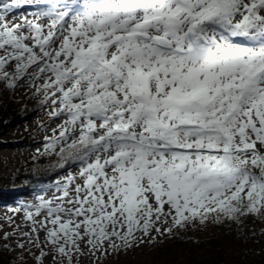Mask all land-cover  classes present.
<instances>
[{
  "label": "snow or ice",
  "instance_id": "snow-or-ice-1",
  "mask_svg": "<svg viewBox=\"0 0 264 264\" xmlns=\"http://www.w3.org/2000/svg\"><path fill=\"white\" fill-rule=\"evenodd\" d=\"M22 89L61 178L0 217L10 264L264 239V0H3L0 91Z\"/></svg>",
  "mask_w": 264,
  "mask_h": 264
},
{
  "label": "rangeland",
  "instance_id": "rangeland-1",
  "mask_svg": "<svg viewBox=\"0 0 264 264\" xmlns=\"http://www.w3.org/2000/svg\"><path fill=\"white\" fill-rule=\"evenodd\" d=\"M35 9L31 7H24L17 10L16 15H29ZM1 95L9 98H23L28 95L26 89H22L13 94L10 91H0ZM45 111L37 107L34 111L26 116H22L17 122L7 124L4 126L3 134L0 136V172L7 171L8 176H13L14 167L20 161L32 162L37 158L46 159L47 157L38 156V152L42 151L44 144V131H38V122H44L47 120ZM55 127V125H52ZM15 165V166H14ZM61 176L54 175L49 177L44 184L39 188L30 191L25 196H21V202L13 205H4L0 203V217H3L9 210L18 207L25 202H31L36 195L41 194L40 189L55 180L60 179ZM251 227V225H249ZM214 225H209L208 228L201 231L199 228L195 232H192L193 236L209 235L214 232ZM229 229V228H228ZM233 229V228H232ZM213 231V232H212ZM228 232H232L229 229ZM178 239V238H177ZM176 239L166 240L164 243L157 245L156 247H145L143 249H137L135 252H129L121 255L118 258L112 257L108 264H183L188 259V252L186 248H170ZM247 246H263L264 239H260L259 243H256L252 239L247 241L238 239L237 241L229 239L225 242L224 249L227 253L236 257L243 253L244 247ZM166 247V251L161 256H156L160 248ZM12 257L8 253L0 252V264H10ZM84 264H88L87 261Z\"/></svg>",
  "mask_w": 264,
  "mask_h": 264
},
{
  "label": "trees",
  "instance_id": "trees-1",
  "mask_svg": "<svg viewBox=\"0 0 264 264\" xmlns=\"http://www.w3.org/2000/svg\"><path fill=\"white\" fill-rule=\"evenodd\" d=\"M3 2V0H0ZM39 107L37 99H30V94L23 98L4 97L0 93V136L3 134L4 126L17 122L22 116H26ZM1 144V140H0ZM54 163V161H51ZM50 161L48 158H37L29 161H20L14 167L13 176H8L7 171L0 172V203L4 205L17 204L21 196L39 188L46 180L56 173L48 170ZM214 232L209 235L193 236L188 230L186 237L193 239H176L170 248H186L188 259L183 264H264V253L259 256L247 255L249 249L260 252L263 246L244 247L243 253L232 257L223 248L229 239L237 241L239 238L235 229L229 231L227 226H215ZM229 228V229H228ZM198 239L199 243L194 242ZM166 247L160 248L156 256L163 255Z\"/></svg>",
  "mask_w": 264,
  "mask_h": 264
}]
</instances>
